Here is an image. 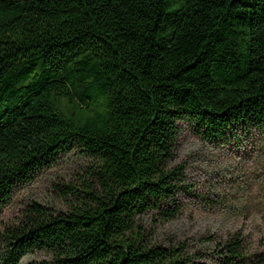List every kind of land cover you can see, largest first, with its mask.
<instances>
[{
  "label": "trees",
  "instance_id": "obj_1",
  "mask_svg": "<svg viewBox=\"0 0 264 264\" xmlns=\"http://www.w3.org/2000/svg\"><path fill=\"white\" fill-rule=\"evenodd\" d=\"M179 120L264 128V0H0V213L65 151L91 160L67 211L4 227L0 264H211L140 224L183 188ZM217 246L213 264H249L238 233Z\"/></svg>",
  "mask_w": 264,
  "mask_h": 264
},
{
  "label": "rangeland",
  "instance_id": "obj_2",
  "mask_svg": "<svg viewBox=\"0 0 264 264\" xmlns=\"http://www.w3.org/2000/svg\"><path fill=\"white\" fill-rule=\"evenodd\" d=\"M177 141L169 167L184 166L183 188L174 200L150 209L140 224L152 242L182 243L190 254L213 264L219 243L238 233L249 264H264V128L236 126L219 139H208L186 120L177 121ZM91 160L74 148L39 171L26 186L14 191L0 213L1 232L36 202L53 213L65 212L88 178ZM173 214V215H171ZM51 255L35 251L19 264H48Z\"/></svg>",
  "mask_w": 264,
  "mask_h": 264
},
{
  "label": "clouds",
  "instance_id": "obj_3",
  "mask_svg": "<svg viewBox=\"0 0 264 264\" xmlns=\"http://www.w3.org/2000/svg\"><path fill=\"white\" fill-rule=\"evenodd\" d=\"M101 104L104 105L103 107H101L100 109H98L100 115L102 116H106L107 112H108V108H107V99L106 98H102L101 99ZM89 118L91 119H95L96 117V111H90L88 113Z\"/></svg>",
  "mask_w": 264,
  "mask_h": 264
}]
</instances>
